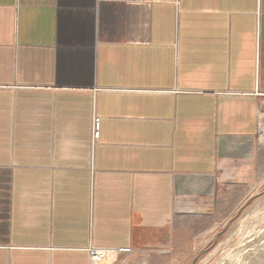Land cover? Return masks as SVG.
<instances>
[{
  "label": "crops",
  "instance_id": "1",
  "mask_svg": "<svg viewBox=\"0 0 264 264\" xmlns=\"http://www.w3.org/2000/svg\"><path fill=\"white\" fill-rule=\"evenodd\" d=\"M263 109L264 0H0V264L152 240Z\"/></svg>",
  "mask_w": 264,
  "mask_h": 264
},
{
  "label": "rangeland",
  "instance_id": "2",
  "mask_svg": "<svg viewBox=\"0 0 264 264\" xmlns=\"http://www.w3.org/2000/svg\"><path fill=\"white\" fill-rule=\"evenodd\" d=\"M250 150L249 162L219 171L215 187L208 189L206 196L193 197L192 202L178 206L168 227L153 235L152 240L130 252L111 255L113 261L104 264H217L225 253L229 256L246 245L245 238L260 229L264 231L262 211L254 216L256 227L252 226L247 237L235 233L251 212L264 209V109L260 133ZM198 206L202 209L194 213L192 210ZM222 244L225 246L220 247ZM263 244L264 240L260 246ZM260 253L256 263L264 264V251Z\"/></svg>",
  "mask_w": 264,
  "mask_h": 264
},
{
  "label": "bare ground",
  "instance_id": "3",
  "mask_svg": "<svg viewBox=\"0 0 264 264\" xmlns=\"http://www.w3.org/2000/svg\"><path fill=\"white\" fill-rule=\"evenodd\" d=\"M201 209L202 208L198 206L192 211L194 213H197ZM262 211H264V209L262 210L256 209L253 212H251L249 214L250 215L249 218L237 229L235 233L237 235L244 234V237H247L251 233L250 229L252 228V226L253 227L255 226L254 221H253L254 216H256L258 212H262ZM253 236L251 235L245 238L246 240H243V243L246 242V245L244 244V246H240V248L238 247L239 249L233 250L229 254V256H227L225 253L223 257L219 259L217 264H248L247 262L249 261H252L254 262V264H257L256 262L258 261V258L256 256L259 255L258 253L264 251V246H260L261 241L264 240V231L263 230L261 231L260 229L257 233L253 234ZM223 246H225V244H222L220 247H223ZM115 254H116L115 252L113 253L101 252L94 258L93 264H104L108 260L113 261L114 258H112L111 255H115ZM263 257H264V254H263Z\"/></svg>",
  "mask_w": 264,
  "mask_h": 264
},
{
  "label": "built area",
  "instance_id": "4",
  "mask_svg": "<svg viewBox=\"0 0 264 264\" xmlns=\"http://www.w3.org/2000/svg\"><path fill=\"white\" fill-rule=\"evenodd\" d=\"M96 139V132H95V129L93 131V140ZM133 249H96V248H93L91 247L89 249V253H90V256H91V264H93L94 262V258L101 252H115L117 254H122V253H126V252H130L132 251ZM116 255V254H115Z\"/></svg>",
  "mask_w": 264,
  "mask_h": 264
}]
</instances>
